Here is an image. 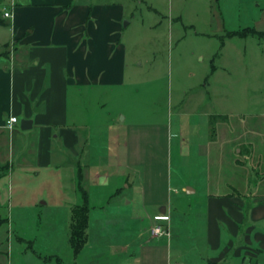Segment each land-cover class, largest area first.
Wrapping results in <instances>:
<instances>
[{
    "label": "rangeland",
    "instance_id": "obj_1",
    "mask_svg": "<svg viewBox=\"0 0 264 264\" xmlns=\"http://www.w3.org/2000/svg\"><path fill=\"white\" fill-rule=\"evenodd\" d=\"M93 3L124 7V16L117 22L127 52L125 84L112 87L106 96L97 90L90 126L80 127L82 136L92 142L89 149L84 138L80 145V151L87 149L89 159L69 158L63 167L72 176L64 173L59 179L54 172L60 173L61 168L21 173L7 156L10 132L0 133V264H106L99 247L104 242L98 235L117 225L120 214L131 219L129 228H135L141 217V176L132 175L126 159L129 131L136 129L142 138V169H164L171 145L172 184L179 192L181 169L197 171L207 165L232 169L230 159L188 161L179 150L190 143L197 145L202 138L206 141L207 135L212 142L220 140L225 125L237 124L235 139L255 143L259 160L254 167L261 163L264 169V0ZM213 66L218 72L210 78L211 87L205 88L202 81L211 75ZM240 110H253L252 116L216 115ZM79 118H83L81 112ZM223 138L227 157L234 138L231 133ZM231 152L234 155L235 150ZM82 192L89 194V239L95 249L87 245L75 257L69 245L71 209L79 199L83 203ZM152 227L149 224V235L155 238ZM125 264L139 262L133 259Z\"/></svg>",
    "mask_w": 264,
    "mask_h": 264
},
{
    "label": "crops",
    "instance_id": "obj_2",
    "mask_svg": "<svg viewBox=\"0 0 264 264\" xmlns=\"http://www.w3.org/2000/svg\"><path fill=\"white\" fill-rule=\"evenodd\" d=\"M6 12L9 18L4 17ZM0 14L5 22L0 25L4 35L0 40V133L10 132L8 159L21 173L61 168L60 173L54 172L59 179L64 173L72 176L63 166L69 158H88L87 149L80 151L85 139L80 127L90 126L97 90L106 96L112 87L124 86L127 78L126 46L117 22L124 16V7L93 0H3ZM217 72L213 66L211 75L202 81L205 88L211 87L210 78ZM252 112L216 115L233 119L252 116ZM12 116L18 123L8 130L6 123ZM22 120H31L32 128L22 130ZM237 127L235 123L221 127L220 136L221 140L223 134L231 133L234 139L229 146L236 156L230 148L224 157L222 142H212L207 133L206 141L202 138L182 150L178 146L188 161L226 158L234 162L231 170L207 163L197 171L181 169L184 195L172 184L171 145L164 169H142V138L135 128L129 131L126 159L132 175L141 176V217L135 228H129L131 219L120 214L117 225L98 235L104 242L99 247L106 264L115 258L116 264L133 259L139 264H264V169L261 163L254 167L259 160L255 143L233 136ZM84 144L89 149L92 142L87 138ZM188 187L194 190L191 194L186 192ZM80 204L81 199L76 205ZM155 216L168 218L164 224L169 237L149 235ZM88 246L95 249L91 238Z\"/></svg>",
    "mask_w": 264,
    "mask_h": 264
},
{
    "label": "trees",
    "instance_id": "obj_3",
    "mask_svg": "<svg viewBox=\"0 0 264 264\" xmlns=\"http://www.w3.org/2000/svg\"><path fill=\"white\" fill-rule=\"evenodd\" d=\"M3 0H0V4ZM0 25H5L4 20L0 14ZM83 193V203L75 205L71 209V220H70V236L69 245L74 252V256L78 257L83 249L88 245L89 242V226H90V201L89 194ZM0 217V225L2 224Z\"/></svg>",
    "mask_w": 264,
    "mask_h": 264
},
{
    "label": "built area",
    "instance_id": "obj_4",
    "mask_svg": "<svg viewBox=\"0 0 264 264\" xmlns=\"http://www.w3.org/2000/svg\"><path fill=\"white\" fill-rule=\"evenodd\" d=\"M4 17L9 18L10 14L8 12L4 13ZM17 123H18V118L12 116L7 120L6 128L8 130H13ZM167 220L168 218L164 216L154 217V224L152 227V231L155 238H162L166 236L169 237L171 235L169 229L164 224V221Z\"/></svg>",
    "mask_w": 264,
    "mask_h": 264
},
{
    "label": "water",
    "instance_id": "obj_5",
    "mask_svg": "<svg viewBox=\"0 0 264 264\" xmlns=\"http://www.w3.org/2000/svg\"><path fill=\"white\" fill-rule=\"evenodd\" d=\"M125 25H128L127 23H125ZM33 122L31 120H22L21 122V128L24 131L30 130L32 128ZM191 191H194L193 189H191L190 187H188L186 189V192L188 194H191ZM194 193V192H193Z\"/></svg>",
    "mask_w": 264,
    "mask_h": 264
}]
</instances>
